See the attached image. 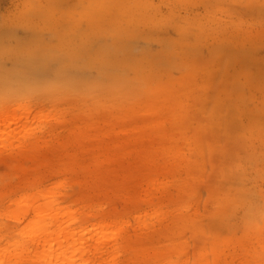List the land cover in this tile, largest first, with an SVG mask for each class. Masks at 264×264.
Instances as JSON below:
<instances>
[{
  "label": "rangeland",
  "instance_id": "374dc122",
  "mask_svg": "<svg viewBox=\"0 0 264 264\" xmlns=\"http://www.w3.org/2000/svg\"><path fill=\"white\" fill-rule=\"evenodd\" d=\"M27 108L0 242L42 180L120 224L117 264H264V0H0V116Z\"/></svg>",
  "mask_w": 264,
  "mask_h": 264
},
{
  "label": "bare ground",
  "instance_id": "6f19581e",
  "mask_svg": "<svg viewBox=\"0 0 264 264\" xmlns=\"http://www.w3.org/2000/svg\"><path fill=\"white\" fill-rule=\"evenodd\" d=\"M134 5L131 1L127 2L130 9H135L136 5ZM143 6L144 3H141L140 7ZM124 12L125 9L122 14ZM26 112L29 113L30 109H22L19 112L17 110L15 116H9V118L4 115L0 116V128L6 132L0 136V146H6L0 147V151L18 143V139L11 132V129L17 126L18 120L20 121L18 117L21 115L23 119ZM41 114L44 113L37 115L39 126L42 119L49 115L45 113L47 115L42 116ZM23 131L26 132L27 128ZM30 134L28 129L22 138L28 137ZM35 145V143L29 144L27 146L28 152H34L36 150ZM60 167L62 171H65L62 166ZM61 185V183L60 185L55 184L50 189L42 186V180H33V184L30 183L25 190H22L24 192L19 201L20 207L11 210V213L14 216V221L24 226L16 229L18 231L17 240H10L7 243L0 242V264H8L10 256L16 260L23 257V259L28 260L27 262L33 261L34 264L118 263L120 224L118 222H104V216L100 213L94 217L96 221L90 222L87 218L88 224L86 225L81 219L83 213L80 210L72 209L71 203L73 201L69 202L67 199V203H63L64 201L58 202L55 199ZM144 217L145 226L151 227L152 216L150 212H147ZM125 223L129 225V222ZM126 224L123 223V226ZM6 257L7 260H4Z\"/></svg>",
  "mask_w": 264,
  "mask_h": 264
}]
</instances>
